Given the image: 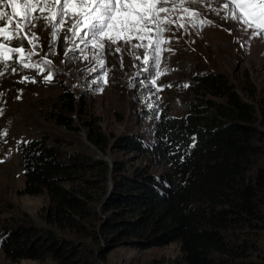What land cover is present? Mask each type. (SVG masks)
<instances>
[{"label": "trees", "instance_id": "1", "mask_svg": "<svg viewBox=\"0 0 264 264\" xmlns=\"http://www.w3.org/2000/svg\"><path fill=\"white\" fill-rule=\"evenodd\" d=\"M192 79L184 116L170 115L167 106L153 109V141L125 133L114 139L113 147L144 159L131 169L116 159L110 165L65 156L46 133L21 142L19 193L46 191L51 202L43 225L1 229L4 256L13 263L91 264V244L101 251L178 242L182 259L165 264H264V92L248 74L245 99L222 73L205 70ZM60 87L59 110L47 115L71 128V114L85 103L65 83ZM88 139L105 153L98 130L89 128ZM153 165L166 172H153Z\"/></svg>", "mask_w": 264, "mask_h": 264}, {"label": "rangeland", "instance_id": "2", "mask_svg": "<svg viewBox=\"0 0 264 264\" xmlns=\"http://www.w3.org/2000/svg\"><path fill=\"white\" fill-rule=\"evenodd\" d=\"M188 6L198 9L202 18L213 23L204 26L198 21L195 26L186 23V28L179 29L175 36L165 33L161 39H167L169 43L161 45L159 68L151 49L146 64L142 59L143 49H137L135 53L141 59H134L129 55L128 46L119 44L120 53H115L116 46L112 47L114 54L105 50L101 58L105 59L106 65L101 69L92 59L96 50L90 44L83 43L80 36L72 41L65 39L70 35L67 32L70 24L58 34L51 52V29L45 22L41 20L31 29L39 37L35 49L38 54L32 57L31 62L47 58L52 63L43 66V72H37L19 67L14 60L0 76V232L4 226L26 221L43 225L42 214L51 202L46 191L39 195L19 193L24 184L19 159L21 142L46 133L48 142L57 146L65 156L85 154L102 158L110 165L116 159L131 169L143 164L144 159L113 147L112 142L124 133L153 141L156 126L153 109L167 106L170 115L184 116L188 112V102L193 98L190 87L194 84L192 77L195 73L206 70L224 74L244 99L243 80L248 74L259 93L264 92V38H250L249 33L241 31L234 23L225 22L215 12L209 11V8L220 6L214 0ZM0 7L11 14L6 5ZM175 15L186 16L181 12ZM0 42L9 43L2 37ZM21 43V40L14 39L9 46L20 47ZM23 46L28 51L32 50L27 39L23 40ZM69 48L74 51L65 56V50ZM80 49H84L89 59H83ZM12 55L18 59V54ZM12 67L19 70L13 73ZM90 68H96V71H90ZM0 71H4L2 65ZM49 72L52 79L45 82L44 76ZM157 72L161 73L158 77ZM23 77H28V81L21 82ZM33 79L35 82H31ZM153 79L156 84H152ZM61 82L85 103L78 114H71L74 118L71 128L57 124L47 115L50 111L59 110ZM185 84L188 86L184 87ZM89 128L104 136L107 142L105 153L89 141ZM151 170L157 174L166 172L164 167L156 165L151 166ZM85 242L89 243L88 240ZM90 248L96 249L91 264H165L168 260L182 259L178 242L146 249L118 245L109 250L104 246L97 251L98 246L92 244ZM0 264L59 263L50 258L20 259L13 263L0 248Z\"/></svg>", "mask_w": 264, "mask_h": 264}, {"label": "snow or ice", "instance_id": "3", "mask_svg": "<svg viewBox=\"0 0 264 264\" xmlns=\"http://www.w3.org/2000/svg\"><path fill=\"white\" fill-rule=\"evenodd\" d=\"M202 2L207 3V0H0V6L6 5L11 9L9 15L0 7V37L9 43L14 39L22 42L20 47H10L9 43L0 42V65L4 69L0 71V76L5 74L14 60L19 67L35 69L37 72H43V66L52 63L47 58L31 62L32 57L38 54L35 49L39 39L31 29L41 20L51 29L49 52L51 46L55 45L58 34L70 24L67 27L70 35L65 39L72 41L80 36L83 43L90 44L96 50L92 59L101 69L106 65L105 59L101 58L105 50L114 54L112 47L116 46L115 53H120L122 49L119 44L128 46L129 55L134 59H141L135 53L137 49H143L142 59L146 64L151 49L156 67L159 68L160 54L163 51L161 45L169 43V40L161 39L165 33H172L175 36L179 29L186 28V23H192L193 26L197 21L201 26L213 23L212 20L202 18L198 9L188 6ZM214 2L220 6L209 8V11L215 12L225 22L234 23L241 31L249 33L250 38H264V0H214ZM177 12L186 16L175 15ZM24 39L31 45V51L23 46ZM73 51V48H69L64 54L68 56ZM80 51L83 59H89L84 49ZM12 54H18V59ZM18 70V67L11 68L13 73ZM89 70L96 71V68ZM160 74L157 72V77ZM28 79L23 77L21 82ZM51 79V72L44 76L45 82H50ZM31 82H35V79ZM152 84H156L155 79L152 80ZM159 90L158 88L157 91Z\"/></svg>", "mask_w": 264, "mask_h": 264}]
</instances>
